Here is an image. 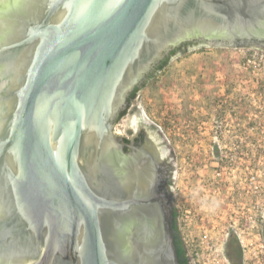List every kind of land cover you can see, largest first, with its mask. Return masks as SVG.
I'll list each match as a JSON object with an SVG mask.
<instances>
[{"label": "water", "instance_id": "1", "mask_svg": "<svg viewBox=\"0 0 264 264\" xmlns=\"http://www.w3.org/2000/svg\"><path fill=\"white\" fill-rule=\"evenodd\" d=\"M195 37L264 39V0H0V264H179L153 159L113 128Z\"/></svg>", "mask_w": 264, "mask_h": 264}, {"label": "rangeland", "instance_id": "2", "mask_svg": "<svg viewBox=\"0 0 264 264\" xmlns=\"http://www.w3.org/2000/svg\"><path fill=\"white\" fill-rule=\"evenodd\" d=\"M141 95L164 121L179 159L174 203L188 250L226 252L227 233L241 249L233 230L248 232L250 241L262 231V244L254 248L259 258L246 263L264 264V48L190 46ZM240 128L260 147L241 149ZM251 172L261 180L258 194L249 187ZM245 249L252 255L250 246Z\"/></svg>", "mask_w": 264, "mask_h": 264}, {"label": "flooded vegetation", "instance_id": "3", "mask_svg": "<svg viewBox=\"0 0 264 264\" xmlns=\"http://www.w3.org/2000/svg\"><path fill=\"white\" fill-rule=\"evenodd\" d=\"M186 41L189 42V47L199 45L201 43H207L206 39L195 37L192 39L183 40L176 45L170 46L166 51H164L162 56L153 63L143 78L126 96L125 103L115 119L113 128L114 134L123 144V149L125 152H132L133 149H141L146 151L147 154L151 155L157 170L159 187L171 197L172 207L175 195L174 190H176L177 186L179 159L174 148L172 147V143L164 121L156 118L150 112L151 108L147 107L146 103L143 102L141 91L150 84V82L159 72L167 67L172 58L178 55H183L189 50V48L185 49L179 47L173 54L170 55V51L173 49L172 47L180 46L182 42ZM248 46L264 48V39H249L245 40L241 44H238V47ZM167 55L170 56L168 63L160 69H157L161 64V60ZM199 84L206 85V83L201 82ZM242 127L244 126L242 125ZM241 129L242 128H240V131L237 135L239 138L241 135L240 132L244 131ZM126 166H130V162L126 164ZM174 206L176 207L175 203ZM182 239L184 241L183 237ZM188 257L191 261L189 254Z\"/></svg>", "mask_w": 264, "mask_h": 264}, {"label": "built area", "instance_id": "4", "mask_svg": "<svg viewBox=\"0 0 264 264\" xmlns=\"http://www.w3.org/2000/svg\"><path fill=\"white\" fill-rule=\"evenodd\" d=\"M251 129L252 128H255L254 126H251L250 127ZM249 129V128H248ZM241 135H240V138H239V146L240 148H244V150L248 149L249 147L250 148H254V147H260V144L258 143V140H255V141H251L249 139V135L245 132V131H241L240 132ZM244 153L242 155L244 156H247L248 153H245V151H243ZM259 153V152H258ZM246 159V158H245ZM252 160V159H251ZM250 159H247V163L251 162ZM253 161L255 162V159H253ZM257 162V161H256ZM247 180L249 182V187L251 188V191L255 194H258L260 191H261V180L258 178V174H256V172L254 173H250L247 177ZM262 210V209H260ZM233 232L235 233L238 241L240 242V245H241V258H242V264H247L246 260H255V259H258L259 256L258 254H256L257 252L254 251V248L256 246V242L257 244H262L261 243V240L262 239V231L260 233H257L258 237H256V239L250 241L248 238H245V236L248 234V232L242 234L241 232H239V230H233ZM229 235H232L229 234ZM228 233L226 234V239L229 237ZM183 237V235H182ZM205 239V237H204ZM225 239V241H226ZM202 243H205L206 245L209 243L208 241H204V240H201ZM224 241V242H225ZM184 242H186V240L184 239ZM223 245V244H222ZM245 246H250V249H252V255L251 254H248L246 255L245 254ZM264 244L261 246L263 248ZM188 250V248H187ZM188 254L190 256V259H191V262L193 264H232L230 259L228 258L227 256V253L225 252L224 248H220V251H218V249L213 248L212 246L211 247H206L205 251L204 249H201L200 247H196V248H193L192 251L191 250H188Z\"/></svg>", "mask_w": 264, "mask_h": 264}, {"label": "trees", "instance_id": "5", "mask_svg": "<svg viewBox=\"0 0 264 264\" xmlns=\"http://www.w3.org/2000/svg\"><path fill=\"white\" fill-rule=\"evenodd\" d=\"M188 43L189 42L186 41V42H182L180 46L172 47L173 49L170 51V55L173 54L175 50H177L179 47L185 48V49L189 48ZM169 59H170L169 55L164 57L161 60V64L160 66H158L157 69H160L165 64H167ZM171 212H172V223H171L170 229H171V233L174 239V245H175L178 262L179 264H193L189 260L186 245L182 239V234H181L180 225H179L178 209L174 206V203H173ZM225 248H226L227 256L230 259L232 264H242L241 249L234 235L229 236V238L227 239Z\"/></svg>", "mask_w": 264, "mask_h": 264}]
</instances>
